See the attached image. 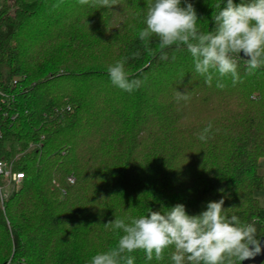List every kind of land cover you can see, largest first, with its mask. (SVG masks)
<instances>
[{"label":"trees","instance_id":"trees-1","mask_svg":"<svg viewBox=\"0 0 264 264\" xmlns=\"http://www.w3.org/2000/svg\"><path fill=\"white\" fill-rule=\"evenodd\" d=\"M188 2L201 31L213 29L218 0ZM147 3L0 0V88L15 96L0 105V160L25 176L0 201V264H89L116 246L122 233L105 227L115 217L177 203L198 215L224 199L229 215L264 238L255 195L264 187V67L249 74L241 52L238 82L208 86L185 48L162 60L156 37L139 39ZM125 57L128 74L144 81L132 93L107 73ZM176 91L191 99L177 103ZM173 250L159 261L131 255L135 264H172Z\"/></svg>","mask_w":264,"mask_h":264},{"label":"clouds","instance_id":"clouds-1","mask_svg":"<svg viewBox=\"0 0 264 264\" xmlns=\"http://www.w3.org/2000/svg\"><path fill=\"white\" fill-rule=\"evenodd\" d=\"M86 5L89 0H78ZM100 8L111 9L117 0H95ZM148 0L145 27L139 39L150 44L158 39L160 59L168 60L167 50L185 48L192 58L195 72L211 86L223 89L222 82L230 77L233 84L239 80L238 65L241 52L249 74L264 67V0H250L235 4L234 0H218L212 13L214 28L201 31L197 12L188 0ZM151 51V49H148ZM134 53L133 56H138ZM127 57L107 67L112 84L132 93L144 81L133 78L126 70ZM175 60V56L172 57ZM252 99H257L253 94ZM187 91H176L175 100L188 102ZM212 125L209 123L198 139L207 141ZM224 199L210 201L206 210L189 215L184 204L177 203L162 211L148 210L134 218H116L105 227L119 230L116 246L98 252L89 264H135L131 255L143 250L147 261L162 260L166 249L173 248L172 264H241L262 253L255 223L242 222L237 215H229Z\"/></svg>","mask_w":264,"mask_h":264},{"label":"built area","instance_id":"built-area-1","mask_svg":"<svg viewBox=\"0 0 264 264\" xmlns=\"http://www.w3.org/2000/svg\"><path fill=\"white\" fill-rule=\"evenodd\" d=\"M21 77H15L13 79V85H17ZM15 98L13 93H9L0 88V105L7 103L10 100L13 101ZM3 137V128L0 123V139ZM24 173L15 169V162L8 161L5 159L0 160V201L4 207L5 200L10 194L18 190L23 183ZM70 182H74V178H69ZM9 187V190L7 188ZM5 264H13L9 259Z\"/></svg>","mask_w":264,"mask_h":264},{"label":"water","instance_id":"water-1","mask_svg":"<svg viewBox=\"0 0 264 264\" xmlns=\"http://www.w3.org/2000/svg\"><path fill=\"white\" fill-rule=\"evenodd\" d=\"M261 246H262V253L260 255H257L254 259L245 260L242 262V264H262L264 261V238L261 240Z\"/></svg>","mask_w":264,"mask_h":264},{"label":"rangeland","instance_id":"rangeland-1","mask_svg":"<svg viewBox=\"0 0 264 264\" xmlns=\"http://www.w3.org/2000/svg\"><path fill=\"white\" fill-rule=\"evenodd\" d=\"M9 190V187L7 188ZM255 195L259 198L261 206H262V214L264 215V187L262 190H256Z\"/></svg>","mask_w":264,"mask_h":264}]
</instances>
